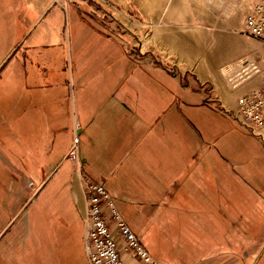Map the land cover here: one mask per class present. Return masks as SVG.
I'll use <instances>...</instances> for the list:
<instances>
[{"label": "crops", "instance_id": "1", "mask_svg": "<svg viewBox=\"0 0 264 264\" xmlns=\"http://www.w3.org/2000/svg\"><path fill=\"white\" fill-rule=\"evenodd\" d=\"M93 1L0 0V264H90L88 179L142 241L200 231L183 264H264V127L237 117L257 0Z\"/></svg>", "mask_w": 264, "mask_h": 264}, {"label": "built area", "instance_id": "2", "mask_svg": "<svg viewBox=\"0 0 264 264\" xmlns=\"http://www.w3.org/2000/svg\"><path fill=\"white\" fill-rule=\"evenodd\" d=\"M244 32L264 41V0H257L244 22ZM238 120L253 134L264 127V85L260 91L238 99ZM79 125H76V130ZM79 136L75 135L68 158L79 160ZM87 214L85 247L90 264H124L118 243L132 250L144 264H167L153 256L131 229L106 187L86 180ZM120 238H117V235Z\"/></svg>", "mask_w": 264, "mask_h": 264}, {"label": "rangeland", "instance_id": "3", "mask_svg": "<svg viewBox=\"0 0 264 264\" xmlns=\"http://www.w3.org/2000/svg\"><path fill=\"white\" fill-rule=\"evenodd\" d=\"M129 2V13H134V0H128ZM94 8H100L97 3L93 0H89ZM109 9L107 8V15L109 14ZM226 139V138H225ZM174 216V215H173ZM180 215H176V218ZM141 217L136 215L134 219L131 220L130 226L131 229L135 230L138 228L136 224ZM143 220V218H142ZM141 220V222H142ZM192 223V220L190 221ZM164 225V224H163ZM179 223H176L172 230H169L166 224L167 229L162 228L160 235H152V231H148V234L144 236L143 241L141 242L146 246V248L150 251V253L156 254L161 260H166L168 264H183V260L186 258H190L189 253H186L187 250H191L192 245H190L189 241H194L198 238V231L195 230H180ZM189 227H191L189 225ZM175 229V230H174ZM135 232V231H134ZM136 233V232H135ZM137 234V233H136ZM138 235V234H137ZM118 248H121V243H118ZM154 256V255H153ZM2 264H6L3 262Z\"/></svg>", "mask_w": 264, "mask_h": 264}]
</instances>
